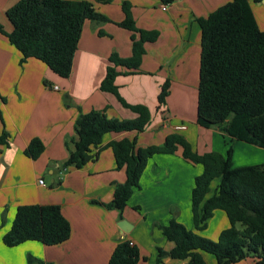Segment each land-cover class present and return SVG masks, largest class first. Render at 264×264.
<instances>
[{
	"label": "crops",
	"instance_id": "1",
	"mask_svg": "<svg viewBox=\"0 0 264 264\" xmlns=\"http://www.w3.org/2000/svg\"><path fill=\"white\" fill-rule=\"evenodd\" d=\"M19 1L0 0V24L6 33L12 31L6 11ZM73 1L90 2L108 21H84L67 78L57 76L33 58L20 64V53L0 34V136L2 132L8 136V144L0 145V264H27L28 256L45 264H109L111 253L121 240L138 249L137 264H155L157 248L169 251L173 244L163 238L154 224L166 225L172 210L178 222L192 229L190 193L194 178L201 173L200 166L183 160L179 149L171 155H154L148 159L139 187L121 212L91 201L108 203L115 185L125 181L124 168H116L108 146L123 138L135 137L137 146L145 148L161 146L167 135L177 133L198 154L225 155L231 147L233 167L264 164V149L231 141L196 123L200 61L197 19L206 18L230 0H170L165 9L162 0ZM122 1L129 2L138 29L158 32L156 41L144 43L139 69L118 66L119 74L113 81L125 103L143 105L149 110V124L142 132L105 134L93 162L80 169L65 167L76 140L73 124L78 114L106 109L108 118L131 120L136 116L113 94L99 88L110 55L126 59L132 54L131 32L117 26L124 17ZM247 2L257 27L264 31V0ZM165 81L169 82V93L164 104L159 105L157 96ZM179 126L184 128L177 129ZM33 138L44 147L35 160L23 153ZM22 205L59 206L70 225L69 238L53 246L26 241L6 247L2 236L10 229L17 207ZM218 216L221 228L211 240L228 227L226 217ZM122 220L126 231L118 227ZM202 232L199 234L204 236ZM202 257L207 264H215L209 255ZM183 263L170 258L162 260V264ZM234 264L256 263L246 258Z\"/></svg>",
	"mask_w": 264,
	"mask_h": 264
},
{
	"label": "trees",
	"instance_id": "2",
	"mask_svg": "<svg viewBox=\"0 0 264 264\" xmlns=\"http://www.w3.org/2000/svg\"><path fill=\"white\" fill-rule=\"evenodd\" d=\"M259 2L261 0H255ZM110 3L112 0H95ZM168 4L170 0H162ZM123 20L117 23L131 32V57L111 54L100 90L113 94L135 118H108L105 110L78 114L73 127L76 140L69 150L65 167L82 168L93 162L107 133L142 132L149 124L150 113L143 105H129L117 93L113 83L119 74L116 67L138 70L144 55L143 45L154 42L157 31L138 29L130 13V4L122 1ZM12 31L0 34L20 53V64L36 59L61 78L71 72L74 53L84 21L107 22L90 2L73 0H20L6 11ZM200 27V61L196 102V123L202 128L216 130L222 137L264 149V31L253 18L247 0H230L197 19ZM169 82L165 81L157 96L159 105L168 96ZM8 144L2 132L0 145ZM117 169L124 168L125 181L116 184L111 200L100 204L108 210L121 212L134 189L148 159L159 154H174L178 149L183 160L200 166L201 173L193 180L190 193L192 229H187L172 217L166 225L154 224L173 247L169 251L157 248L155 264L162 260L183 261V264H207L202 254L211 255L215 264H234L246 258L264 264V164L233 167L232 148L225 155L216 152L198 154L188 141L177 133L167 135L161 146L140 148L136 138H123L108 144ZM37 138L30 140L23 153L35 160L43 152ZM213 180L218 184L210 194ZM138 210V207L135 208ZM215 211L225 214L228 227L216 240L199 234L207 227ZM119 218H121L119 216ZM237 225L240 228H237ZM70 225L57 205L18 206L10 229L2 236L6 247L26 241L53 246L66 241ZM138 249L121 240L111 253L109 264H137ZM45 264L30 256L27 264Z\"/></svg>",
	"mask_w": 264,
	"mask_h": 264
},
{
	"label": "rangeland",
	"instance_id": "3",
	"mask_svg": "<svg viewBox=\"0 0 264 264\" xmlns=\"http://www.w3.org/2000/svg\"><path fill=\"white\" fill-rule=\"evenodd\" d=\"M217 184H218V181L213 180V182L211 183V186H210V191H211L210 194L212 193V190L216 187ZM216 213L217 214H216L215 218H213V220L210 219L208 221L206 229L202 232L204 234V236H206V238L208 237L207 239L213 238L212 237L213 234H217L218 230L221 228L218 215H222V217L223 216L225 217L223 212L218 211ZM237 228H240V226L237 225ZM201 236H203V235H201ZM209 256L211 257V259H214L213 256H211V255H209Z\"/></svg>",
	"mask_w": 264,
	"mask_h": 264
},
{
	"label": "water",
	"instance_id": "4",
	"mask_svg": "<svg viewBox=\"0 0 264 264\" xmlns=\"http://www.w3.org/2000/svg\"><path fill=\"white\" fill-rule=\"evenodd\" d=\"M118 227L120 228V229H122L123 231H126V222L125 221H120V222H118Z\"/></svg>",
	"mask_w": 264,
	"mask_h": 264
},
{
	"label": "built area",
	"instance_id": "5",
	"mask_svg": "<svg viewBox=\"0 0 264 264\" xmlns=\"http://www.w3.org/2000/svg\"><path fill=\"white\" fill-rule=\"evenodd\" d=\"M166 6H167V4H164L163 5V7H162V9H165L166 8ZM55 88V87H54ZM184 127L183 126H179V127H177V129H183ZM39 184H42V181H39ZM131 244V243H130ZM132 245V244H131Z\"/></svg>",
	"mask_w": 264,
	"mask_h": 264
}]
</instances>
